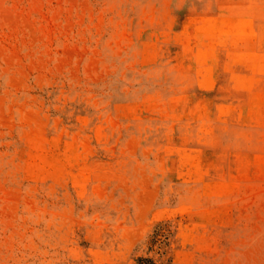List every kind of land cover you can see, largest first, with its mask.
<instances>
[{"label":"rangeland","instance_id":"rangeland-1","mask_svg":"<svg viewBox=\"0 0 264 264\" xmlns=\"http://www.w3.org/2000/svg\"><path fill=\"white\" fill-rule=\"evenodd\" d=\"M0 264H264V0H0Z\"/></svg>","mask_w":264,"mask_h":264}]
</instances>
